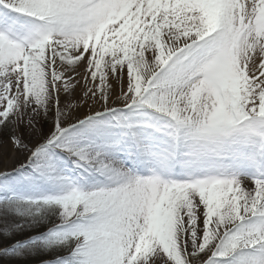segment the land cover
Wrapping results in <instances>:
<instances>
[{
    "label": "snow or ice",
    "instance_id": "obj_1",
    "mask_svg": "<svg viewBox=\"0 0 264 264\" xmlns=\"http://www.w3.org/2000/svg\"><path fill=\"white\" fill-rule=\"evenodd\" d=\"M0 264H264V0H0Z\"/></svg>",
    "mask_w": 264,
    "mask_h": 264
}]
</instances>
